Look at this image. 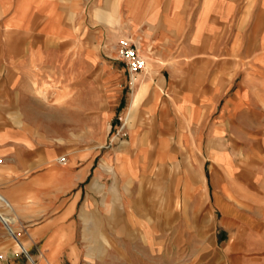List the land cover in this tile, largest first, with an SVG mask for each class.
<instances>
[{
	"label": "crops",
	"instance_id": "1",
	"mask_svg": "<svg viewBox=\"0 0 264 264\" xmlns=\"http://www.w3.org/2000/svg\"><path fill=\"white\" fill-rule=\"evenodd\" d=\"M4 4L11 14L5 27L25 36L95 45L137 32L129 22L131 0ZM238 6V0H140L138 40L147 67L136 73L134 101L119 117L123 128L104 143L37 148L20 129L0 130V209L16 218L26 244L24 251L9 247L0 264H229L222 250L213 256V200L228 196L235 164L223 138L253 133L242 126L249 108V120L264 122V95L238 80L243 59L236 48L212 42ZM87 8L91 22L73 19ZM108 62L111 78L127 83L126 68ZM13 67L18 88L23 65ZM10 95L15 105L22 94Z\"/></svg>",
	"mask_w": 264,
	"mask_h": 264
},
{
	"label": "rangeland",
	"instance_id": "2",
	"mask_svg": "<svg viewBox=\"0 0 264 264\" xmlns=\"http://www.w3.org/2000/svg\"><path fill=\"white\" fill-rule=\"evenodd\" d=\"M6 1L0 0V130H22L32 147L59 148L70 141L104 143L113 131L123 128L119 117L128 103L134 101L139 86L136 73L140 72L131 70L128 62L120 57L123 40L136 47L147 67V58L138 40L140 17H143L140 0H131L128 10V16L132 17L129 22L137 32L117 42L101 40L95 45L87 41L61 42L37 35L25 36L8 29L4 22L11 14H8L9 8L5 9ZM238 3L222 34L214 36L212 42L221 44L222 48H236L238 58L243 59V67L238 68L241 71L238 80L244 81L249 90L251 85H257L264 95V0H238ZM72 16L91 22L93 11L87 8L78 17L75 13ZM234 34H239V39H235ZM30 49L34 50L31 54ZM20 50L28 55L20 58ZM108 60L126 68L127 83L111 78L107 72ZM20 64L24 70L22 82L18 88H13V77L20 75L16 72L18 68L13 66ZM64 80L72 82L74 88L67 87ZM32 82L36 88L32 87ZM37 91L43 93L39 96ZM20 92L21 97L15 98L17 104H10L13 99L10 94L17 96ZM252 110H246L242 126L246 131L252 128L253 133L238 137L230 134L223 138V146L228 147L235 163L230 176L233 182L228 185V196L217 188L222 195L213 200V256L222 250L229 264H264V122L258 127V123L249 120L254 117ZM115 111L117 114L112 120ZM261 112L264 114V104ZM3 117L19 119L5 120ZM55 155L59 161L65 160L60 152ZM16 234L22 238L18 232ZM11 246L16 249V238L1 219L0 261Z\"/></svg>",
	"mask_w": 264,
	"mask_h": 264
},
{
	"label": "built area",
	"instance_id": "3",
	"mask_svg": "<svg viewBox=\"0 0 264 264\" xmlns=\"http://www.w3.org/2000/svg\"><path fill=\"white\" fill-rule=\"evenodd\" d=\"M120 57L126 60L129 64V68L133 71H141L146 68L145 58L138 52L135 46H133L128 40H123L120 46ZM2 162V158H0Z\"/></svg>",
	"mask_w": 264,
	"mask_h": 264
},
{
	"label": "bare ground",
	"instance_id": "4",
	"mask_svg": "<svg viewBox=\"0 0 264 264\" xmlns=\"http://www.w3.org/2000/svg\"><path fill=\"white\" fill-rule=\"evenodd\" d=\"M140 19H142V18L140 17ZM42 93H43L42 91H37L36 94H39V96H40V94H42ZM2 161H3V159H2ZM1 168H3V167L0 164V176H1V172H2V169ZM1 219L3 221H5V224H6L7 228H8V230H9V233L14 238H16V250H18V251H20V250L21 251H24L26 249V244L20 238H18V236L16 234V230L13 227V223L16 221V218L11 217V216L5 214L4 211L2 209H0V220Z\"/></svg>",
	"mask_w": 264,
	"mask_h": 264
}]
</instances>
